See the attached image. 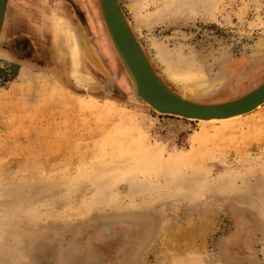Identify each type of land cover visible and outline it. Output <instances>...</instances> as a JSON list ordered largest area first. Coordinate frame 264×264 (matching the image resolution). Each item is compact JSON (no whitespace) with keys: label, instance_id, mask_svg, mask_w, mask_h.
Instances as JSON below:
<instances>
[{"label":"rangeland","instance_id":"obj_1","mask_svg":"<svg viewBox=\"0 0 264 264\" xmlns=\"http://www.w3.org/2000/svg\"><path fill=\"white\" fill-rule=\"evenodd\" d=\"M132 1L118 3L172 91L181 93L159 48L200 70L204 86L218 82L185 94L197 103H225L264 82V53L254 51L264 0H193V17L155 20L173 0H146L142 21ZM73 2L6 0L0 264H264V104L223 127L158 114L131 98L98 0ZM54 13L69 16L91 53L81 55L89 84L54 51Z\"/></svg>","mask_w":264,"mask_h":264},{"label":"water","instance_id":"obj_2","mask_svg":"<svg viewBox=\"0 0 264 264\" xmlns=\"http://www.w3.org/2000/svg\"><path fill=\"white\" fill-rule=\"evenodd\" d=\"M101 3L103 7L102 18L110 37L115 43L120 63L131 82V98L133 100L146 104L158 114L183 119H187L186 117H217L245 112L264 101V82L250 92L225 103L201 104L180 96L167 87L161 77L153 71L124 17L118 0H101ZM2 5L3 0H0V16ZM5 8L6 0L4 1L3 15H6ZM2 27L3 24L0 25V33ZM132 38L136 44L133 43Z\"/></svg>","mask_w":264,"mask_h":264},{"label":"bare ground","instance_id":"obj_3","mask_svg":"<svg viewBox=\"0 0 264 264\" xmlns=\"http://www.w3.org/2000/svg\"><path fill=\"white\" fill-rule=\"evenodd\" d=\"M4 1L5 0H3V5L1 9L0 25L4 24V21H5V15H3L2 13L4 9ZM98 4H99L100 14L102 17L103 7H102L101 0H98ZM146 7H147L146 0H133L132 1L131 12H133L136 20H139V21L144 20L141 13H142V10L145 9ZM163 14H165V16L170 17L172 19H187L189 17H193L194 15H196L195 3L193 0L170 1L164 6V8L161 11H158L155 14H153V16L150 19L152 20L158 19ZM103 26H104L106 35L108 37L107 40H109L114 50V53L119 60V53L117 52L115 43L113 42L112 38L110 37L108 33L107 27L104 24V20H103ZM51 29H52V39L54 43L53 45L54 51L59 55L60 58H63L64 56L68 57L69 73H70V76L73 78V80L77 82V84L82 83V82L89 84L90 81L92 82L93 81L92 77L89 74L84 73L81 70L82 51L85 50L84 54L86 55V57L90 52L87 47H85L84 49L82 48L83 41H82V36L80 32L77 29H75V27L71 25V23L66 18H64L63 16H60L57 13L56 14L54 13L52 17ZM132 41L133 43L135 42L133 38H132ZM254 51H255V54L264 53V40L260 41L259 43L255 45ZM157 53H158L157 59L163 66L164 76H166L167 79H169L171 82H173L176 86L179 87L181 91V93L179 94L180 96L185 97V94H191V95L199 94V93H202L203 91L210 90V88H214L215 86H217L218 82L216 81H210V82L208 81L206 82V86L201 84L203 73L200 70L193 69L186 65L180 66V64H178L175 61L176 59L174 60V56L170 54L169 52L165 51L164 49L159 48ZM253 66L251 68H253ZM192 67H195V66H192ZM258 76L259 74L249 81L253 82ZM153 84L155 85V83ZM248 85H250L249 82H248ZM263 104H264V101L258 103L254 108L250 109L249 111H245V112H237V113H231L227 115H222V116H217V117H208V118H190V117H186V118L190 121H197V124L200 125L201 128L206 127L207 125L214 126L216 124L223 127V126H226L234 122L236 119L242 117L243 115H246L248 113L255 111L256 109L261 107ZM213 131L216 132V130H213Z\"/></svg>","mask_w":264,"mask_h":264},{"label":"flooded vegetation","instance_id":"obj_4","mask_svg":"<svg viewBox=\"0 0 264 264\" xmlns=\"http://www.w3.org/2000/svg\"><path fill=\"white\" fill-rule=\"evenodd\" d=\"M258 74H259V73H258ZM263 75H264V72L262 73V76H263ZM256 76H257V75L255 74L251 79H253V78L256 77ZM262 76H261V77H262ZM259 79H260V78H259ZM259 79H258V80H259ZM258 80H254L253 82L255 83V82H257ZM253 82H252V84H253ZM258 83H259V82H258ZM258 83H257V84H258ZM246 85H247V84H246ZM251 88H252V87H251ZM251 88L247 89L246 92H248V90H250ZM234 90H235V89H234ZM234 90H233V88H232V91H234ZM228 92H229V94H230V93H231V90H228ZM234 92H235V91H234ZM237 92H239V90H238ZM240 92H243V91L240 90ZM246 92H244V93H246ZM244 93H241V94L238 93V95L240 96V95H242V94H244ZM221 103H222V102H221Z\"/></svg>","mask_w":264,"mask_h":264},{"label":"crops","instance_id":"obj_5","mask_svg":"<svg viewBox=\"0 0 264 264\" xmlns=\"http://www.w3.org/2000/svg\"><path fill=\"white\" fill-rule=\"evenodd\" d=\"M67 1L70 2V3H74L73 0H67ZM61 2H62V1H61ZM5 16H6V15H5ZM65 18H66V17H65ZM66 19L68 20V19H69V16H68ZM68 21L70 22V20H68ZM70 23H71V25H73L72 22H70ZM73 26H74V25H73ZM74 27H75V26H74ZM75 29H76V27H75ZM262 77H264V75H263ZM262 77L260 78V80L262 79ZM255 86H256V85H255ZM253 87H254V86H253ZM253 87H252V88H253Z\"/></svg>","mask_w":264,"mask_h":264}]
</instances>
